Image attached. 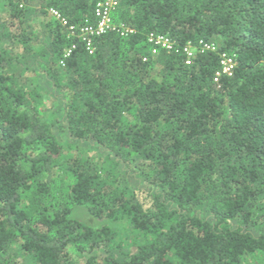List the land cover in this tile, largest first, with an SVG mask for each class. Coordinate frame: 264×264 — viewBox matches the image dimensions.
<instances>
[{
  "label": "trees",
  "instance_id": "16d2710c",
  "mask_svg": "<svg viewBox=\"0 0 264 264\" xmlns=\"http://www.w3.org/2000/svg\"><path fill=\"white\" fill-rule=\"evenodd\" d=\"M100 1L0 0V264H264V0H119L133 33L90 54L49 10L79 24ZM153 33L175 49L151 55ZM32 58L56 120L11 73Z\"/></svg>",
  "mask_w": 264,
  "mask_h": 264
},
{
  "label": "built area",
  "instance_id": "2783aa9c",
  "mask_svg": "<svg viewBox=\"0 0 264 264\" xmlns=\"http://www.w3.org/2000/svg\"><path fill=\"white\" fill-rule=\"evenodd\" d=\"M24 4L21 5V8ZM119 6V0H101L95 7V12L92 19H86L79 24H71L68 19L63 17L61 13L55 9H50V16L60 23L62 27L67 30V37L70 40L80 41L86 51L93 54L95 51L94 42L97 38L104 36L109 32H117L121 37H126L132 30L125 27L124 24L116 25L114 23V15L116 14ZM147 43L151 49V55H157L161 50L170 52L175 49V45L172 40L161 34H149L147 37ZM73 44L72 48L65 51L64 59L71 56L72 50L75 49ZM213 44H208L203 41L198 46H192L191 44L186 45L183 48L184 54L188 57L187 64H190L194 55L198 52L215 51ZM64 65V63L62 62ZM237 63L230 57L225 55L222 56L221 70L216 74L215 82L219 81V78L223 75H232Z\"/></svg>",
  "mask_w": 264,
  "mask_h": 264
},
{
  "label": "rangeland",
  "instance_id": "374dc122",
  "mask_svg": "<svg viewBox=\"0 0 264 264\" xmlns=\"http://www.w3.org/2000/svg\"><path fill=\"white\" fill-rule=\"evenodd\" d=\"M23 4L25 5V3L23 2ZM40 1L39 3H34V4H31L30 7H31V10H32V13L34 14V18H33V25L34 27H36V31H39L41 29V27L44 26L43 24V17H41L39 14H38V10L40 9ZM3 13H1V18H3ZM114 23L116 25H120L122 23H119L116 19V15H114ZM12 31L14 33H19L20 32V29H18L16 26L13 27ZM68 38V37H67ZM7 51H10L9 50V47H10V42L7 41V43L4 44ZM3 45V46H4ZM39 47V44H36V50L38 49ZM68 49H66L67 51ZM25 60L23 59V61H19L18 62V65L15 66V61H14V68L11 70V73H17L20 75V77L22 78V81H26L27 83V86L29 89H35L36 90V93L38 92L42 98H43V104L40 106L42 110H45L47 113H49V118L48 120H56V114H55V111H57V109H59L61 103L59 101L60 99V93L58 91H54L52 90V87L51 85L49 86L48 84V81L46 82V79L43 77V76H38L36 75V71H40L42 72V70L39 69L38 65L36 64L37 62L35 60H30L29 62V65H25V68H23L22 70L20 69V66L21 64H24ZM38 69V70H37ZM58 98V100H57ZM56 99V100H55ZM60 119H63V117ZM94 154V152H90V154ZM91 154V155H92ZM61 179V178H60ZM59 184H60V181H59ZM71 218L75 219V220H78L90 227H93V228H99L101 227L102 225L108 223V221L106 220H99V219H96L94 218L90 212L87 210L86 207L84 206H77V207H73L72 210H71ZM109 224V223H108ZM114 228H117L121 234H123L120 239H124V238H127V232L128 230L124 228V226L122 224H119V225H113ZM132 237V236H131ZM128 241V242H127ZM133 240H128L126 239V242H127V246H126V249H129L127 247H129V244L128 243H132Z\"/></svg>",
  "mask_w": 264,
  "mask_h": 264
}]
</instances>
